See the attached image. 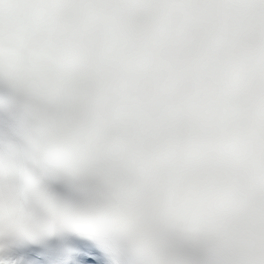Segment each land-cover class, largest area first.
<instances>
[{
	"label": "snow or ice",
	"instance_id": "6c2138e0",
	"mask_svg": "<svg viewBox=\"0 0 264 264\" xmlns=\"http://www.w3.org/2000/svg\"><path fill=\"white\" fill-rule=\"evenodd\" d=\"M0 264H264V0H0Z\"/></svg>",
	"mask_w": 264,
	"mask_h": 264
}]
</instances>
